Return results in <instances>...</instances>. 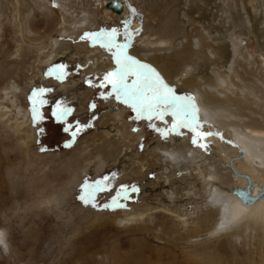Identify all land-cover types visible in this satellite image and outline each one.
Returning <instances> with one entry per match:
<instances>
[{"label": "rangeland", "instance_id": "1", "mask_svg": "<svg viewBox=\"0 0 264 264\" xmlns=\"http://www.w3.org/2000/svg\"><path fill=\"white\" fill-rule=\"evenodd\" d=\"M94 1L69 0L66 2V8L74 12V15L77 14L76 23L66 26L69 28L67 33H64L65 26H62V19L65 21L68 19L63 17L61 10L54 8L51 21L49 19L46 23L42 14L34 8V17L31 18L29 26L35 32L33 38L37 39L38 34L44 35L48 29L51 32L49 38L31 43L22 38L20 31L22 12L19 2L0 0V233L4 245H0V264H135L136 262L137 264H195L188 260V251H190L189 254L192 252L208 254L214 262L221 259L222 264H254L255 261L257 264L258 241L250 242L246 246L240 240L235 242V239L231 238L232 229L229 232L218 233L205 242L201 238L193 243L194 238H188L187 227H184L186 225L177 224L166 210L169 208L167 203L170 202L167 195L173 191L177 198V193H180L179 190L182 188L179 187V181L173 182L171 189L164 187L165 183L161 180L163 167L159 171L154 167L147 169L148 177L144 180L134 179L132 173L137 170L138 164L143 160H151V148L157 146L171 148L172 141L176 140V144L183 147L178 151L182 149V152L187 149L197 151L201 147L191 143L192 134L186 129H178L180 134L169 131L166 138L162 137L154 130L156 127H161L162 123L159 120H153L150 127L146 119H135V114L127 106L114 99L101 98L100 93L104 90L96 86L98 78H101L106 71H110L114 65L111 60L109 66L106 67L103 64L104 61L107 63V60L111 59L107 49H102L98 44L92 45L88 41H82L80 36L84 32L111 27H118L122 34L124 20L112 12L106 15V6L102 4L99 8V4ZM102 1L110 3L111 0ZM122 2L129 9H135L134 12L130 10L128 20L130 30L135 27L132 31L136 33L133 36L132 53L141 62L151 65L159 72L160 70L150 61L140 57L143 55L142 52H139L140 56H138L134 51H152L153 45L151 46L148 40H151L150 43H156L155 46H157L160 42H173L181 38L186 31L191 32L188 22L182 25L179 20L182 19L185 22L187 20L185 15H191L196 23L200 22L198 18L202 13L201 8L204 7V0H122ZM234 3L236 4L234 0H225L224 5L220 2L223 16L218 18L216 16V22H210L209 25L204 22L199 29L208 32L213 39L217 38V32L226 35L225 41L233 35L238 47L241 48L240 53L246 54L250 59L262 61L264 53L258 47L252 32L242 27L243 20L240 17L243 12L239 8L235 10ZM262 4L264 5V0L245 2L247 11H253L250 13V16L254 17L251 23L254 24L256 21L254 26L258 30L264 27L263 21L260 27L257 24ZM30 6H33L31 2ZM255 11L257 13H254ZM169 14L176 15L179 20H171L167 17ZM82 19H88L86 21H90L89 24L95 29H87L89 24L82 23ZM79 26L81 30H84L83 26L86 28L79 36L75 38L68 34V31L71 34L74 32L73 29ZM195 29L199 31L197 27ZM191 34L194 35V32ZM52 40L64 43L70 55L46 65L43 61L52 51ZM207 43L212 42L207 41ZM85 49H90L92 52L85 55ZM17 50L20 51L18 55ZM103 59L105 60L102 61ZM95 60L100 65L92 67L90 62ZM240 60L243 63L241 57ZM60 64L68 66L63 80H57L55 74L51 76L46 74L52 65ZM238 65L240 66L237 68L238 73L243 74L240 80H244L243 77H247L246 80H254L249 69L245 70L240 63ZM214 71L228 83L226 69L219 65ZM160 74L167 83L175 86L178 93L193 96L199 117L205 114L198 95L189 90H181L175 80L170 82L161 72ZM16 84L19 86V93L8 94L11 87ZM222 86L229 88L226 84ZM41 87L52 89L45 97L48 104L40 109L47 119L41 121L37 117L34 124L29 96L33 89ZM57 100L63 101L73 109L72 116L68 118L69 122L79 120L81 124L91 123L90 127L79 132L71 147L63 146L64 141L69 140L70 136L62 130L61 123L51 118V106ZM17 104L18 107L21 105V110L28 114V120H30L27 128L32 133L26 144V139L20 138V132L15 127L23 120L20 115L18 116ZM91 104L96 105L95 109L90 108ZM260 112L249 114L248 111H244L249 118L231 117L230 120L243 126L248 123V120L255 119L258 122L257 127H264V122L259 117ZM115 119L121 122L117 123L120 133H109L110 136L102 134L100 131L103 130L104 125L109 128L115 126ZM165 119L171 122L170 116ZM199 121L202 125L199 131L214 133L207 136L206 140L204 139L206 148L200 150L212 147L213 151L218 148L226 163L230 154L236 156L235 152H229L227 149L231 148L228 143L230 128L220 127L206 117ZM39 129H43V132H39ZM246 129L249 133L256 128L247 127ZM99 134L104 135L106 140L119 137L118 141L121 142L122 149L128 152V160L118 164L115 160L117 153L104 155L101 160L97 155L89 159L90 161L84 158L83 146ZM98 145L97 147L100 146ZM105 147L110 146L105 145L103 148ZM100 150L99 152H102V148ZM232 163V168L237 170L238 175L244 174L249 178L250 173L257 175L255 168L243 162V159ZM118 166L120 168H117ZM104 176L110 177V190L97 192L93 201L87 205L84 204L78 198L81 194V185L85 181L91 183ZM153 182L162 185L161 194L158 195L153 190ZM259 183L264 184V177L259 179ZM120 185L130 187L135 185L139 191L130 193L129 199L121 200L123 207L105 209L93 206V204L102 206L110 202V197L115 195V190L119 189ZM244 185H240L238 181L235 188ZM164 194L167 195L164 196ZM160 199L165 202L161 203ZM132 208L138 210L135 212L138 215L134 221L135 225L119 224L117 226L115 224L117 221H127L126 215L129 212L133 214ZM94 220L96 221L92 224Z\"/></svg>", "mask_w": 264, "mask_h": 264}, {"label": "bare ground", "instance_id": "2", "mask_svg": "<svg viewBox=\"0 0 264 264\" xmlns=\"http://www.w3.org/2000/svg\"><path fill=\"white\" fill-rule=\"evenodd\" d=\"M68 1L69 0H17V2H19L18 5L20 6V11L22 12L20 15L22 19L20 31L22 32L23 40L31 43L42 41L44 38H47L51 32L48 29L44 32V35L38 34L37 39L33 38L35 32L31 30L29 26L31 18L34 17V8L42 14L46 23L49 19L51 21L54 8L61 10L63 17L69 20L65 21V19H62V26H65V29H63L64 33H67L66 31L69 30V28L66 26H69L70 24L74 25L76 23L75 20L77 19V14L74 15V12H70L69 8H66L67 6L65 4ZM111 1L119 3L122 7H120L118 11L112 10V8H110ZM111 1L110 3L102 0H95L94 2L99 4V8H101L102 4L106 6V15L112 12L115 15H118L122 20L128 21L130 18V9L127 5H124L122 0ZM234 1L236 2V4L234 3L233 5L234 9L236 8L235 10H237V8H239L241 9L240 11L243 12L242 17H240V19L243 20L242 27L245 30H250L252 32L256 37L258 47L264 53V27L258 30V28L254 26L256 21L254 24L251 23V19H254V17L250 16V13H253V11L249 12L245 8V2L250 0ZM30 2L33 4L32 7L30 6ZM220 2L224 5L225 0H204V7L201 8L202 13L198 18L200 19V22L197 21V23L191 15H185L187 20L184 22L182 19H177L176 15L169 14L167 16L168 18L175 21L179 20L182 25H186L188 22L191 27V32L187 33L186 31L181 38L176 39L173 42H160L157 46H155L156 43H150L151 40H148L147 42H149L151 46L153 45L152 51L137 50L134 51V53L138 55L139 52H142L143 55L138 56L144 57L150 61L160 70L167 80L170 82L175 80L181 90H189L199 96L205 111V114H201L199 119L206 117L220 127L225 129L230 128L229 132L231 139L229 138L228 143L231 145V148L227 149L229 152H235L236 156L230 154V158L226 159V163L223 155H220V149L218 148L215 150L213 149V151L211 150L212 147H207V149L202 150H200V148L197 151H192V149H185V152H182L183 149L182 151H178V149L183 147H179L176 144V140L172 141L171 148L168 146L151 148L150 162H148L149 160H143L142 163L138 164L137 170L132 174H134V179L144 180L148 177L149 172L147 171L149 170L147 169H152V167H154V169L159 171V169L163 167V169H161L163 170L161 173V180L165 183L164 187L171 189L173 182L179 181V187L182 188H177L180 189L179 192L181 191L180 193H177L178 195L176 194L177 198L173 191L168 195L164 194V196L167 195L169 197L170 201L167 203L169 204V208L166 210L172 220L177 224L186 225L184 227H187L188 238L193 237V243L196 239L199 240L201 238L204 239V242L208 241L218 233L229 232V230L232 229L233 232L231 238H234L235 242L240 240V242L246 246L250 242L258 241L259 245L256 246L258 248L257 264H264V198H257L261 186L263 185L259 183V179L264 177V127H257L256 125L258 122H256L257 120L255 121V119L248 120V123L243 124V126H239L236 122L230 120L231 117L238 119L241 117L249 118L244 111H248L249 114H255L261 111L264 114V59L262 61H256L253 58L250 59L246 54L243 55V53H240L241 51H239V49L241 48L238 47L233 35H230L232 37L229 39L227 38V41H225L226 35L224 36V34L217 32V38L213 39L208 32L199 29V26L202 27L204 22L209 25L210 22H216L218 17L223 16V10L219 4ZM235 12L239 13L238 11ZM254 13L257 12L255 11ZM258 17L257 24L260 27L262 21L264 24L263 4ZM86 20L88 21V19H82L81 22L89 24L90 21L87 22ZM195 23L199 31H196ZM135 24L133 25L135 26ZM88 27L87 29H95L94 26L90 24ZM82 29L86 30L85 26H83ZM84 30H81L79 26V28H74V32L71 34L68 31V34L70 36L73 35L76 38L77 35L79 36ZM132 30H135V27ZM193 32L194 35L191 34ZM207 41L212 43L208 44ZM16 52L17 55L20 53L19 50ZM91 52L92 50L85 49L84 54L88 55ZM68 55H70V52L64 43L53 41L52 51L46 56L47 58L43 63L50 65L62 58L64 59ZM240 57L242 58L243 63L240 62ZM104 60L105 59L102 61ZM110 60L111 59L107 60V63L104 61L103 64L106 67L109 66L111 64ZM239 63L242 64L245 70L249 69L248 71H250V75L254 80H246L247 77H243L244 80H240V78H242L241 75L243 74H239L237 71V68L240 67L238 65ZM90 65L96 67L100 64L95 60L90 62ZM219 65L228 71V83L219 75H216L214 70L218 69ZM225 84L229 88H223L222 85ZM19 91V86L16 84L11 87V91H9L8 94H11L12 92L17 94ZM17 110L18 116L20 115L23 120L20 123H17L15 127L16 130L20 132V138L24 140L26 139V144L29 141L28 139L31 138L30 135L32 133L31 130L27 128L28 121L30 120H28V114L26 112L23 113V110H21V105L18 107L17 104ZM261 112L260 114L263 115ZM261 115L259 117L264 122V115ZM115 120L114 127L111 126L109 128L107 125H104L103 130L100 132H102V134H108L109 136L111 133H120V129L117 127V123L120 121L118 119ZM161 127L163 128L164 124H161ZM247 127H255L256 129L250 130L249 134L246 132ZM121 130L123 129L121 128ZM102 134L96 135L90 143H85L83 146L85 151L84 158L89 160L97 155L101 160L104 155L117 153L115 160L118 164H122L123 161L128 160V152L127 150L122 149V145H120L121 142L119 143L118 141L120 140L119 137L118 139L111 137L106 140ZM116 140L117 142H115ZM97 145L99 147H97ZM105 145L110 147L103 148ZM101 148L102 152H99ZM208 149L212 152L210 151L209 153ZM122 158L123 160H120ZM238 159H243V162L254 167L257 175L250 173V178L244 174L238 175L236 173L237 170L235 171L232 168V162ZM162 162L164 164H162ZM117 168L120 167L118 166ZM238 181L240 182V185H245L241 187L239 186L240 188H235ZM161 188L162 185L154 183L153 190L156 194H161L163 191ZM239 189H248L251 194V199H254V201L252 203L248 202L247 199L244 201L242 200V196L233 193L234 190L237 191ZM160 202L164 203L165 201L161 200ZM203 207L204 211H202ZM132 209H134L133 214L129 212L127 214L128 216L126 215L125 217L127 221H117L115 224L117 226H119V224L135 225L134 221L138 216L135 212L138 210L136 208ZM95 221L96 220H94L92 224ZM221 225H223V227H221ZM193 243H191V245H195ZM0 245L4 246L3 242H0ZM189 253L190 251H188V260L192 263L222 264L221 259L214 262L212 257L208 254ZM254 254L256 257V251ZM138 262H140V260ZM135 264H137V262ZM254 264H256V261Z\"/></svg>", "mask_w": 264, "mask_h": 264}, {"label": "snow or ice", "instance_id": "3", "mask_svg": "<svg viewBox=\"0 0 264 264\" xmlns=\"http://www.w3.org/2000/svg\"><path fill=\"white\" fill-rule=\"evenodd\" d=\"M112 6L115 8L122 7L117 2H114ZM130 10L135 11V9ZM122 26V34L118 27H111L109 29L100 28L98 31L93 32H84L80 36L82 41H88L92 45L98 44L102 49H107L114 65L110 71H106L101 78H98L96 86L104 90L100 93L101 98L114 99L116 102L127 106L135 114V119H146L150 127H152L153 120H159L164 124V127H156L154 130L162 137L166 138L169 131L180 134L177 131L178 129H186L192 134L191 143L194 146L206 148V144L203 143L204 139L207 136L214 135V133L198 130L202 125L199 121L198 107L193 96L178 93L175 86L167 83L157 69L141 62L131 51L133 36L136 33L130 30L129 21H124ZM118 37H121V39H117ZM67 68L68 66L63 64L52 65L46 74L49 76L55 74L57 80H63ZM86 83L91 82L86 81ZM50 91L52 89L41 87L33 89L29 96L34 124L37 117L41 121L47 119L42 115L40 109L48 104L45 97ZM34 97L39 99L34 100ZM95 107V104L90 105L92 109H95ZM72 113L73 109L61 100H57L51 106V118L55 122L61 123L62 130L70 136L69 140L64 141V147H71L79 132L91 126L90 122L88 124H81L79 120L69 122L68 118L72 116ZM168 116L171 117L170 127L169 121L165 119ZM133 131H136V129H133ZM39 132H43V129H39ZM109 181V176L101 177L91 183L85 181L81 185V194L78 198L87 205L95 199L97 192L110 190ZM138 191L139 188L135 185L131 187L120 185V188L115 190V195L110 197V202L102 206L95 204L93 206L105 209L123 207L120 201L129 199L130 193ZM237 191L240 196L246 199L251 198V194L244 189ZM257 198H264V190L259 193ZM0 242H2V234H0Z\"/></svg>", "mask_w": 264, "mask_h": 264}, {"label": "water", "instance_id": "4", "mask_svg": "<svg viewBox=\"0 0 264 264\" xmlns=\"http://www.w3.org/2000/svg\"><path fill=\"white\" fill-rule=\"evenodd\" d=\"M113 3H114V2H112V3L110 4V5H111L110 8H112V10L118 11V10L120 9V7H119V8H115V7H113V6H112ZM245 178H247V177H245ZM247 179H248V178H247ZM248 182H249V180H248ZM262 190H264V184L261 186V190H260V192H261ZM245 191L249 192L248 189H246ZM233 193H235V194H237L238 196H240L239 193H238V191H236V190H234ZM242 200L246 201V198L242 197ZM247 200H248V202H250V203H252V202L254 201V199H251V198H249V199H247Z\"/></svg>", "mask_w": 264, "mask_h": 264}]
</instances>
